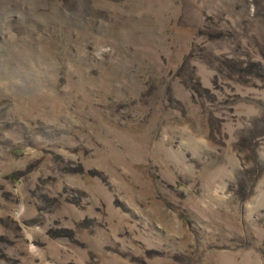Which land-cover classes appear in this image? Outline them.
Segmentation results:
<instances>
[{"label": "rangeland", "instance_id": "rangeland-1", "mask_svg": "<svg viewBox=\"0 0 264 264\" xmlns=\"http://www.w3.org/2000/svg\"><path fill=\"white\" fill-rule=\"evenodd\" d=\"M0 264H264V0H0Z\"/></svg>", "mask_w": 264, "mask_h": 264}]
</instances>
